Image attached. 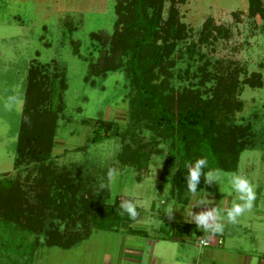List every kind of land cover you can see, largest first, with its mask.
<instances>
[{
  "label": "rangeland",
  "instance_id": "obj_1",
  "mask_svg": "<svg viewBox=\"0 0 264 264\" xmlns=\"http://www.w3.org/2000/svg\"><path fill=\"white\" fill-rule=\"evenodd\" d=\"M113 1L0 0V174L25 176L27 181L32 176L26 175L25 169L12 165L26 70L32 60L42 64L53 60L55 68L63 72L65 79L62 91L64 108L57 118L51 151L53 165L57 169H67L83 184L107 185L108 200L115 194L133 197L140 214L132 223L121 222L115 230H92L80 243L67 249L40 245V237L37 244L33 233L0 220V264H154L153 256L147 252L149 247L159 252L161 258L167 257L168 243L155 240L172 232V227L164 224V221H170L165 213L168 204L175 206L172 213L174 222L181 216L176 215V211L185 215L186 210L191 209V202L204 197L223 211L236 201V194L228 184L232 173L244 175L254 186L256 199L253 209L241 216L237 223L226 224L217 248L210 247V244L203 247L196 238L195 242L186 241L183 248L192 257V264H210L204 257L205 249L216 250L213 264H244L246 257L247 264H260L264 255L262 21L258 16L247 17L246 0H185L177 6L180 20L189 28L187 33L193 40L206 18L227 28V38L213 41L208 47H202V51L210 63L240 68L233 98L241 107L234 111L233 120L237 124H249L253 139L252 146L240 152L234 172L220 171L222 179L219 184L208 185L203 181L201 190L195 195L186 194V204H178L169 196L168 186L161 185L158 179L167 140L158 141L159 154L150 156L146 170L139 172L142 175L137 181L132 168L120 166L115 161L120 145L118 138L90 143L87 137L91 128L81 123L83 118H106L121 126L127 121L129 87L125 74L118 69L85 79L88 63L98 55V47L89 40L88 34L111 33ZM65 21L74 28L71 34L64 28ZM70 40L77 43L76 54L73 52L75 43H70ZM184 67L185 61H179L173 70L176 73ZM193 69L191 64L188 79L185 76L180 79L173 77L170 83L174 87L188 85L193 81L190 77ZM251 73L259 74L260 86L242 83L243 78ZM149 135L147 129L139 130L143 140H147ZM109 168L118 170L114 183L108 181ZM194 209H198L197 206ZM170 251L174 255L175 248ZM166 262L174 264L170 259Z\"/></svg>",
  "mask_w": 264,
  "mask_h": 264
},
{
  "label": "trees",
  "instance_id": "obj_2",
  "mask_svg": "<svg viewBox=\"0 0 264 264\" xmlns=\"http://www.w3.org/2000/svg\"><path fill=\"white\" fill-rule=\"evenodd\" d=\"M184 2L113 1L111 33L88 34L98 47V55L88 63L85 79L120 69L129 87L127 121L121 126L106 118L81 120L91 128L90 143L118 138L115 161L132 168L137 181L150 156L159 154L158 141L167 140L158 179L168 186L169 196L178 204H185L189 193L186 162L204 157L209 169L234 172L240 152L253 143L249 124L233 120L234 111L241 107L233 98L240 68L210 63L202 51L213 41L227 38L228 30L206 18L195 40L189 38V28L180 20L177 8ZM246 2L247 17L258 16L264 31V0ZM63 25L71 34L73 26L66 21ZM73 43L76 54L77 43ZM179 61H185V67L175 73L173 68ZM189 62L194 67L190 74L193 81L174 87L170 83L173 77L188 79ZM55 67L53 60L46 64L32 60L27 67L12 165L32 176L27 181L25 176L0 174V220L33 233L37 244L40 237V245L67 249L92 230H115L121 222L135 220L121 215L118 207L120 200L133 197L115 194L108 200L106 187L83 184L67 169L53 165L51 151L57 118L64 108L65 87L64 74ZM242 83L260 86L259 74L251 73ZM141 128L149 131L147 140L139 136ZM203 181L201 177L197 192ZM113 198L115 204L111 203ZM179 228L186 235L207 236L194 223H183Z\"/></svg>",
  "mask_w": 264,
  "mask_h": 264
},
{
  "label": "clouds",
  "instance_id": "obj_3",
  "mask_svg": "<svg viewBox=\"0 0 264 264\" xmlns=\"http://www.w3.org/2000/svg\"><path fill=\"white\" fill-rule=\"evenodd\" d=\"M184 168L187 170L185 177L187 190L193 195L197 192L201 177L204 178V183L208 185L219 184L222 179V174L219 170L208 168V160L204 157L197 158L194 162H186ZM205 169L208 170L205 171ZM117 176L118 170L116 168L108 169L107 178L109 183H114ZM228 184L230 190L236 194V201L232 202L230 207L221 211L220 207L215 206L213 201L204 197L193 205L197 207L204 206V210L193 212L192 206L191 209L185 212L186 222L194 223L202 232L214 236L222 234L226 224H235L241 216L246 212H250L256 199L255 188L252 183L244 175L232 173L228 177ZM105 187L107 185H101L102 189ZM111 203H116L115 198H113ZM118 207L121 215L127 214L133 220L137 219L140 214L138 211L139 205L133 198L120 200ZM174 208L175 206L168 204L165 213L169 219L173 218ZM208 243V238L201 241L203 246H207Z\"/></svg>",
  "mask_w": 264,
  "mask_h": 264
},
{
  "label": "crops",
  "instance_id": "obj_4",
  "mask_svg": "<svg viewBox=\"0 0 264 264\" xmlns=\"http://www.w3.org/2000/svg\"><path fill=\"white\" fill-rule=\"evenodd\" d=\"M195 203L196 202H191L190 206L192 207ZM194 208H195V206L192 207L193 212H199L201 210H204V206H199V207H197L198 209H196V210ZM176 215H181V216H178L176 218V222H174L172 219H170V221H167V220L164 221V224H168L170 227H172V232L165 234L164 236L160 235V237H159L160 239L158 238L155 240L157 242L166 241L168 243L167 244L168 245L167 250H166L167 257L161 258L159 252L158 253L154 252L153 249H151V248H153L152 246H151V248L149 247V251H147L148 253L151 254V256H153L152 258L154 259V264H167L166 261H169V259L174 264H192V257L188 256L187 251L183 248V245L186 244L185 243L186 241H188V242L194 241L195 242V238H196V240H198L199 238H203V239L208 238L209 243L207 246H209V244H210L211 245L210 247H213V248H217V246L219 245V243L221 241V238H219L221 236L220 234L214 235V236H210L209 234H207L206 237L194 235V238H192L191 235H186V234L182 233L180 231L179 226H181V224H183V223H189V222H186L185 215H183L182 213H179L178 211H176ZM175 223H177L176 226H175ZM207 246H203V247H207ZM172 248H175L174 255H172L171 251H170ZM203 254H205L204 257L206 256V258H208L210 264H213L214 257L217 254L216 250L205 249ZM151 256L148 257V260L151 259ZM246 258L243 261L244 264H247ZM261 258H262V260H260L261 261L260 264H264V255H262ZM148 262L152 263L151 261H148Z\"/></svg>",
  "mask_w": 264,
  "mask_h": 264
},
{
  "label": "built area",
  "instance_id": "obj_5",
  "mask_svg": "<svg viewBox=\"0 0 264 264\" xmlns=\"http://www.w3.org/2000/svg\"><path fill=\"white\" fill-rule=\"evenodd\" d=\"M198 240H199V241H198V244H199V245H202V244H201V241H202L203 239L199 238Z\"/></svg>",
  "mask_w": 264,
  "mask_h": 264
}]
</instances>
